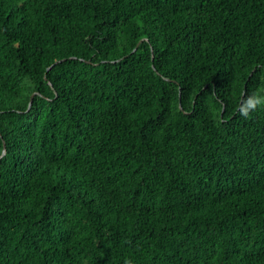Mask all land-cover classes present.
Wrapping results in <instances>:
<instances>
[{
	"label": "trees",
	"instance_id": "trees-1",
	"mask_svg": "<svg viewBox=\"0 0 264 264\" xmlns=\"http://www.w3.org/2000/svg\"><path fill=\"white\" fill-rule=\"evenodd\" d=\"M0 264H264V0H0Z\"/></svg>",
	"mask_w": 264,
	"mask_h": 264
}]
</instances>
